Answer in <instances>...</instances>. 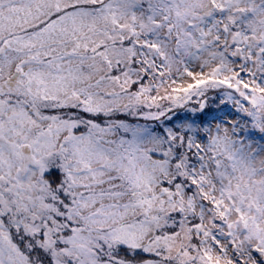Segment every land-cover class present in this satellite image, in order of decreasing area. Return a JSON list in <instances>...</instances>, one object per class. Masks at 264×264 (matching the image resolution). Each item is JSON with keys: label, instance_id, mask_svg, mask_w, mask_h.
<instances>
[{"label": "snow or ice", "instance_id": "6c2138e0", "mask_svg": "<svg viewBox=\"0 0 264 264\" xmlns=\"http://www.w3.org/2000/svg\"><path fill=\"white\" fill-rule=\"evenodd\" d=\"M0 264H264V0H0Z\"/></svg>", "mask_w": 264, "mask_h": 264}]
</instances>
